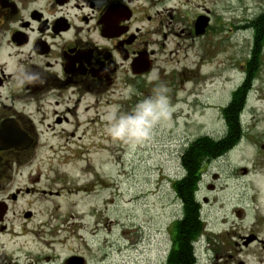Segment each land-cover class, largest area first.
I'll use <instances>...</instances> for the list:
<instances>
[{
  "label": "rangeland",
  "instance_id": "rangeland-1",
  "mask_svg": "<svg viewBox=\"0 0 264 264\" xmlns=\"http://www.w3.org/2000/svg\"><path fill=\"white\" fill-rule=\"evenodd\" d=\"M263 7L264 0H175L173 25L184 33L169 45H181L177 56L173 48L174 55L155 58L164 75L154 71L135 98L129 97V90L115 91V97L101 95L99 104L83 97L74 114H58L67 119L60 126L52 125L49 109L36 115L43 127H51L37 130L41 143L36 157L30 158L34 166L29 167L30 159L21 161L13 184L0 193L2 199L22 191L8 206L7 230L0 234V254L7 260L0 263L63 264L82 257L86 264H161L168 252V231L182 213L171 188V182L185 174L182 152L198 137L215 139L220 134V107L251 58V21ZM157 8L148 9L151 19L142 25L145 33L156 27ZM197 16L210 17L209 34L187 36ZM161 83L174 108L170 119L156 126L144 143L110 138L107 112L113 107L118 115L131 112ZM229 159L233 165H246L254 154L236 149ZM211 170L220 177L227 168ZM106 183L112 184L109 192L102 189ZM213 183L221 198L225 182L218 178ZM25 189L35 192L26 194ZM223 210L216 202L202 210V217L220 220Z\"/></svg>",
  "mask_w": 264,
  "mask_h": 264
},
{
  "label": "flooded vegetation",
  "instance_id": "flooded-vegetation-1",
  "mask_svg": "<svg viewBox=\"0 0 264 264\" xmlns=\"http://www.w3.org/2000/svg\"><path fill=\"white\" fill-rule=\"evenodd\" d=\"M174 3L175 0H0V193L6 185L13 184L15 168L21 161L36 157V147L41 143L37 130L51 127H43L36 115L43 116L49 109L52 125L60 126L67 119L58 114H72L83 97L99 104L101 95L115 97V91L129 90V97L135 98L147 87L154 71L165 74L155 64V58L165 53L174 55L173 48L177 56L181 45H169L184 33L175 31ZM153 7L157 8L156 27L152 33H145L142 25L150 21L148 9ZM260 16H264V7L254 21ZM197 17L206 19L199 35L204 37L209 34L211 19ZM257 21L251 26V58L220 107L222 130L215 140L225 142L226 149L205 163L192 193L191 203L199 211L202 229L189 242L187 254L180 250L174 241L175 223L182 221L185 204L176 195L174 185L182 177L172 181L182 213L168 231V252L161 264H264V22ZM196 22L197 19L192 22L187 36L197 37ZM151 35L157 39H149ZM25 73L35 74L37 82L21 85L19 81ZM2 145L21 147L5 149ZM243 148L253 152L254 159L246 165L231 164L230 155ZM32 162L30 159L29 167L34 166ZM219 165L227 168L220 171L223 177L211 170ZM218 178L225 182L221 198L213 183ZM230 184L238 187L231 188ZM25 190L26 194L35 192ZM21 194L18 189L0 199V209L5 210L0 215V234L7 230L9 204ZM38 194L52 196L50 192ZM216 202L224 208L220 220L203 218L202 210ZM3 257L0 254V262L7 260ZM78 258L86 264L82 257Z\"/></svg>",
  "mask_w": 264,
  "mask_h": 264
},
{
  "label": "trees",
  "instance_id": "trees-1",
  "mask_svg": "<svg viewBox=\"0 0 264 264\" xmlns=\"http://www.w3.org/2000/svg\"><path fill=\"white\" fill-rule=\"evenodd\" d=\"M260 18V19H259ZM257 20L264 22V16ZM254 19L251 26L255 25ZM234 127L232 121L231 129ZM226 149V143L218 142L207 136L194 139L186 149L182 152L180 163L184 170V175L175 185V193L181 198L185 204L183 207L182 221L175 223V242L179 243V248L185 254L190 251L189 242L194 240L202 229V222L199 217L197 207L191 203L192 193L197 185L199 176L202 173L205 163L217 154L222 153ZM175 259V258H174Z\"/></svg>",
  "mask_w": 264,
  "mask_h": 264
},
{
  "label": "clouds",
  "instance_id": "clouds-1",
  "mask_svg": "<svg viewBox=\"0 0 264 264\" xmlns=\"http://www.w3.org/2000/svg\"><path fill=\"white\" fill-rule=\"evenodd\" d=\"M37 80L35 74L25 73L19 83L23 85ZM173 110L168 89L161 83L153 89L150 96L136 103L131 112L118 115L119 109L111 108L104 117L107 121L106 132L117 142L129 145L144 143L151 138L156 126L170 119Z\"/></svg>",
  "mask_w": 264,
  "mask_h": 264
},
{
  "label": "water",
  "instance_id": "water-1",
  "mask_svg": "<svg viewBox=\"0 0 264 264\" xmlns=\"http://www.w3.org/2000/svg\"><path fill=\"white\" fill-rule=\"evenodd\" d=\"M206 25V19L204 18H199L196 22V36H199L201 34V30H203V28ZM5 149H20L21 146H8V145H2ZM5 213L4 209H0V215H3ZM29 214L25 216V218H28ZM67 264H83L82 260L80 258L77 257H72L67 261Z\"/></svg>",
  "mask_w": 264,
  "mask_h": 264
},
{
  "label": "bare ground",
  "instance_id": "bare-ground-1",
  "mask_svg": "<svg viewBox=\"0 0 264 264\" xmlns=\"http://www.w3.org/2000/svg\"><path fill=\"white\" fill-rule=\"evenodd\" d=\"M111 188H112V184L111 183H106V185L102 187L104 192H109L111 190Z\"/></svg>",
  "mask_w": 264,
  "mask_h": 264
}]
</instances>
